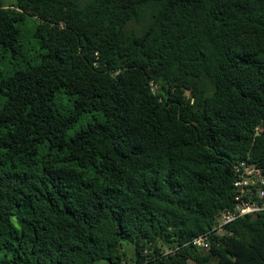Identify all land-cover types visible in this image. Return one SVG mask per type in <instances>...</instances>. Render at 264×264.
I'll return each instance as SVG.
<instances>
[{
    "label": "trees",
    "instance_id": "trees-1",
    "mask_svg": "<svg viewBox=\"0 0 264 264\" xmlns=\"http://www.w3.org/2000/svg\"><path fill=\"white\" fill-rule=\"evenodd\" d=\"M0 52V264H264V211L192 245L264 171V0H0Z\"/></svg>",
    "mask_w": 264,
    "mask_h": 264
},
{
    "label": "built area",
    "instance_id": "built-area-1",
    "mask_svg": "<svg viewBox=\"0 0 264 264\" xmlns=\"http://www.w3.org/2000/svg\"><path fill=\"white\" fill-rule=\"evenodd\" d=\"M235 179L233 187L235 196L231 209L221 212L217 225L192 240V245L207 251L210 247L212 233L221 234L224 228L235 220L264 211V171L246 160L234 165ZM170 250L165 253L169 254Z\"/></svg>",
    "mask_w": 264,
    "mask_h": 264
},
{
    "label": "rangeland",
    "instance_id": "rangeland-1",
    "mask_svg": "<svg viewBox=\"0 0 264 264\" xmlns=\"http://www.w3.org/2000/svg\"><path fill=\"white\" fill-rule=\"evenodd\" d=\"M81 2H85L86 0H80ZM33 29V22L32 20L28 19L27 23L24 27V54L33 56L35 53H37L38 49L34 42V40L31 38V31ZM4 57V58H3ZM10 62H12L11 57L9 54L6 56L4 54L1 55L0 52V72L4 74H8L12 72L13 67L11 66ZM35 62V59H34ZM33 62V63H34ZM20 68L23 67V63L19 66ZM59 109L62 111H66L70 108L69 102L66 100V98H60L59 99ZM96 119H99L96 117ZM88 122V119L83 118L73 129L69 131V135H72L74 132L82 128L84 125H86Z\"/></svg>",
    "mask_w": 264,
    "mask_h": 264
}]
</instances>
